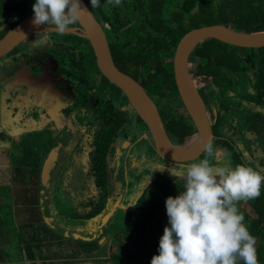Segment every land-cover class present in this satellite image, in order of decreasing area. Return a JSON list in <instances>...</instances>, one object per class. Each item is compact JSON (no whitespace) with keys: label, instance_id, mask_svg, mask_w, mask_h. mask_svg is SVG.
Instances as JSON below:
<instances>
[{"label":"flooded vegetation","instance_id":"obj_1","mask_svg":"<svg viewBox=\"0 0 264 264\" xmlns=\"http://www.w3.org/2000/svg\"><path fill=\"white\" fill-rule=\"evenodd\" d=\"M99 25L110 52L113 38ZM129 25L120 30L122 53L134 52V30L131 37L125 31ZM69 28L82 34L78 24ZM43 34L44 40L35 41L34 34L0 60V259L5 260L0 264L27 262V246L35 256L28 262L37 264L44 256L53 262L63 255L48 250L59 242L72 247L68 255L78 241L101 245L126 237L127 214L148 184L138 143L145 142L156 157L144 168L149 178L170 180V169L176 170L170 164L203 158L212 165L245 164L264 176V133L261 142L251 133L264 132V90L254 89L262 84H254L257 77L244 62L235 68L236 62H209L190 53L188 73L204 104L213 154L203 151L193 161L172 163L156 154L130 100L99 70L89 41L71 33ZM55 34L83 39L77 49L84 58L71 57L76 42L60 43ZM113 64L134 81V57ZM180 113L192 123L183 104ZM194 135L179 146L188 147ZM59 203L71 208L68 219L77 238L58 227Z\"/></svg>","mask_w":264,"mask_h":264},{"label":"trees","instance_id":"obj_2","mask_svg":"<svg viewBox=\"0 0 264 264\" xmlns=\"http://www.w3.org/2000/svg\"><path fill=\"white\" fill-rule=\"evenodd\" d=\"M99 23H104L113 38L110 47L113 62L134 57V80L153 100L168 138L180 145L195 134L190 122L180 113L182 107L172 72V57L180 38L188 31L210 25H224L244 33L264 32V0H121L119 5L100 0V6L92 8L90 0H83ZM35 0H0V39L19 21L33 12ZM134 20V23L129 25ZM131 37L134 30V52H121L120 30ZM77 25V24H74ZM132 29V30H131ZM60 43L76 42L73 58H84L77 44L84 40L71 34L61 35ZM68 38L73 39L68 41ZM229 48V49H228ZM17 49V48H16ZM15 49V50H16ZM73 49V48H72ZM193 57L204 60H229L244 62L257 77L264 90V47L241 48L215 39L200 42L191 52ZM93 60V54L90 52ZM2 60V58L0 59ZM239 68V66L235 67ZM140 123L143 122L139 119ZM257 142H261L263 131H251ZM264 150V141L261 142ZM146 178H149L146 176ZM140 181L144 178H139ZM139 181V182H140ZM171 184H170V183ZM263 182V181H262ZM144 185H142L143 187ZM183 190L178 181L158 179L146 183L128 212L126 223L129 233L115 243L111 255L100 257V264H150L153 255H158L159 240L168 221L156 218L165 211L167 197H175ZM260 196L252 200L236 202L238 212L243 214V223L256 238L257 264H264V186L261 183ZM157 213V214H156ZM59 246L62 242L57 243ZM51 244L48 243L47 246ZM27 260L34 262L35 256L27 246ZM103 254L97 242L78 241L73 254L58 255L56 260L44 256L41 264H89V256ZM101 252V253H100ZM86 257L84 260L83 258ZM243 264V261H238Z\"/></svg>","mask_w":264,"mask_h":264},{"label":"clouds","instance_id":"obj_3","mask_svg":"<svg viewBox=\"0 0 264 264\" xmlns=\"http://www.w3.org/2000/svg\"><path fill=\"white\" fill-rule=\"evenodd\" d=\"M90 3L92 8L100 6V0ZM32 9L33 26L48 25L59 34L88 12L80 0H35ZM205 151L213 154L211 141ZM170 173L184 181L183 190L165 200L170 227H164L159 254L150 264H257L256 238L243 223L236 202L259 197L264 176L245 164L212 165L208 158Z\"/></svg>","mask_w":264,"mask_h":264},{"label":"water","instance_id":"obj_4","mask_svg":"<svg viewBox=\"0 0 264 264\" xmlns=\"http://www.w3.org/2000/svg\"><path fill=\"white\" fill-rule=\"evenodd\" d=\"M80 4L88 11L82 14L76 22L82 34H78L71 28L65 33L75 34L89 41L99 70L110 82L119 87L130 100L134 111L147 127L156 154L172 163H186L198 158L205 151L206 142L211 141L212 133L205 115L203 101L188 73L187 60L190 53L200 42L209 39L241 48H263L264 32L244 33L224 25H210L192 29L180 38L172 57L173 79L178 96L195 129L192 142L188 147L182 148L170 144L157 108L144 89L114 66L101 26L94 19L83 0H80ZM33 17L34 13L32 12L0 39V58L34 34L55 33L49 29L48 25H41L39 28L33 26L31 23ZM71 237L77 238L78 236L71 235Z\"/></svg>","mask_w":264,"mask_h":264},{"label":"rangeland","instance_id":"obj_5","mask_svg":"<svg viewBox=\"0 0 264 264\" xmlns=\"http://www.w3.org/2000/svg\"><path fill=\"white\" fill-rule=\"evenodd\" d=\"M49 35V34H48ZM53 39H61V35H58V34H55V35H52ZM34 40L35 41H38V40H44V34L43 33H38L34 36ZM31 42V41H30ZM23 44V43H22ZM22 44L19 45V49L22 47ZM25 44V43H24ZM23 44V45H24ZM170 144L172 145H176L175 144V141L171 138H168ZM191 142V140H190ZM189 142V143H190ZM179 146V145H178ZM138 153H139V163L140 165L142 166V168L140 169V172H142L144 176H147V171L145 169V167H147V162H151L153 161L154 159H156V157L154 156V154L151 152V151H148L147 150V146H146V143L145 142H141V143H138ZM181 147V146H179ZM183 148V147H182ZM158 157V156H157ZM166 165V164H165ZM149 166V165H148ZM168 166V165H167ZM170 168H173V169H176V170H180L181 167L179 166H172L171 164L169 165ZM145 168V169H144ZM149 177V176H148ZM148 179V182L152 183L154 181H157L158 179L154 177L152 178H146V180ZM170 180H173V181H179V182H184L182 179H180L179 177H176V176H173V175H170ZM145 181L141 182V184H143ZM170 183V182H169ZM171 184V183H170ZM138 195V194H137ZM135 197V195H134ZM135 199V198H134ZM58 212H59V215H58V227H60V229H63L65 228L64 230L67 231L68 233L72 234V235H76V232H75V229L74 227H72V222L68 219L69 218V214L71 212V208H69L68 205L64 204V203H59V208H58ZM157 214V213H156ZM156 218H160L162 219L164 222H167L168 221V217H167V214H165V211H160L157 216H155V219ZM120 223V222H119ZM118 223V224H119ZM122 225V224H121ZM78 236V235H76ZM80 237V235H79ZM73 242V241H72ZM115 241H110V242H107V244H101L100 248L102 250H106V253L105 254H100V255H97V256H91V257H88L87 259H90V263L89 264H100V257L104 256V255H108V253H111L114 249H115ZM46 250V249H45ZM48 250H53L54 252H57L59 251L60 253H63L66 254V253H69L70 251H72V247H70L69 245H61L59 246V248L57 246H54V247H51L50 249ZM47 251V250H46ZM84 260L86 259V257L83 258ZM5 260L3 259H0V262H3ZM17 262H19L20 264H30V262H26L25 263L23 262V259H18L16 260ZM16 262V263H17ZM106 264H109L108 263V259H106ZM33 264V263H31ZM37 264H41V263H37Z\"/></svg>","mask_w":264,"mask_h":264}]
</instances>
